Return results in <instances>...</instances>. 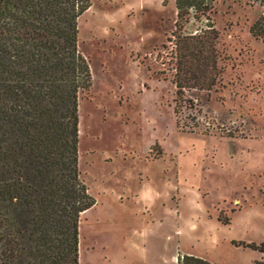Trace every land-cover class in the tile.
<instances>
[{"label": "rangeland", "instance_id": "rangeland-1", "mask_svg": "<svg viewBox=\"0 0 264 264\" xmlns=\"http://www.w3.org/2000/svg\"><path fill=\"white\" fill-rule=\"evenodd\" d=\"M77 43V164L94 202L79 214L78 264H255L264 252V34L259 0H212L176 26L174 0H89ZM217 30L215 81L185 84L175 113L176 32ZM171 53H173L171 51Z\"/></svg>", "mask_w": 264, "mask_h": 264}, {"label": "trees", "instance_id": "trees-1", "mask_svg": "<svg viewBox=\"0 0 264 264\" xmlns=\"http://www.w3.org/2000/svg\"><path fill=\"white\" fill-rule=\"evenodd\" d=\"M211 1L174 0L176 26L190 11L208 18ZM89 2L0 0V264H78L79 214L94 202L77 164L78 91L90 84L77 15ZM249 30L264 34V11ZM173 34L176 113L182 86L215 81L217 30ZM176 264L211 263L184 253Z\"/></svg>", "mask_w": 264, "mask_h": 264}]
</instances>
